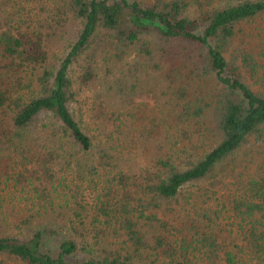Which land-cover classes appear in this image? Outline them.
Masks as SVG:
<instances>
[{
	"label": "trees",
	"instance_id": "16d2710c",
	"mask_svg": "<svg viewBox=\"0 0 264 264\" xmlns=\"http://www.w3.org/2000/svg\"><path fill=\"white\" fill-rule=\"evenodd\" d=\"M251 141L264 0H0V264H264Z\"/></svg>",
	"mask_w": 264,
	"mask_h": 264
},
{
	"label": "rangeland",
	"instance_id": "374dc122",
	"mask_svg": "<svg viewBox=\"0 0 264 264\" xmlns=\"http://www.w3.org/2000/svg\"><path fill=\"white\" fill-rule=\"evenodd\" d=\"M253 46H255L253 44ZM158 76V74L156 75ZM147 79V78H146ZM153 74L151 73L147 79L148 82H153ZM144 103L150 104L154 107V99L152 94H147L144 98L139 99ZM264 159V144L251 141L246 143L239 151L235 152L231 158L224 165L225 169H219L217 172L219 186H216L217 194L213 195L214 198L209 202L212 207L220 211L221 223L231 224L236 223V220L229 211V199L235 192V189L240 187L241 182L245 181L249 174L254 173L257 164ZM195 194L198 195V189L192 188ZM189 194V193H187Z\"/></svg>",
	"mask_w": 264,
	"mask_h": 264
}]
</instances>
